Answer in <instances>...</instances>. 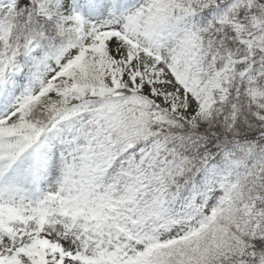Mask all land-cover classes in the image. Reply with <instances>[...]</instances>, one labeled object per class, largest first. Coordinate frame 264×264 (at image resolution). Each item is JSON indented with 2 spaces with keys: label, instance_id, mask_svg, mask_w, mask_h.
Wrapping results in <instances>:
<instances>
[{
  "label": "snow or ice",
  "instance_id": "obj_1",
  "mask_svg": "<svg viewBox=\"0 0 264 264\" xmlns=\"http://www.w3.org/2000/svg\"><path fill=\"white\" fill-rule=\"evenodd\" d=\"M0 264H264V0H0Z\"/></svg>",
  "mask_w": 264,
  "mask_h": 264
}]
</instances>
